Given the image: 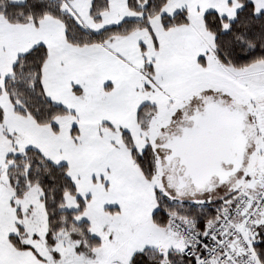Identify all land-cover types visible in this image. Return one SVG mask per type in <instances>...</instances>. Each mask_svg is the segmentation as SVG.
<instances>
[{
  "label": "snow or ice",
  "instance_id": "1",
  "mask_svg": "<svg viewBox=\"0 0 264 264\" xmlns=\"http://www.w3.org/2000/svg\"><path fill=\"white\" fill-rule=\"evenodd\" d=\"M0 264H264V0H0Z\"/></svg>",
  "mask_w": 264,
  "mask_h": 264
}]
</instances>
